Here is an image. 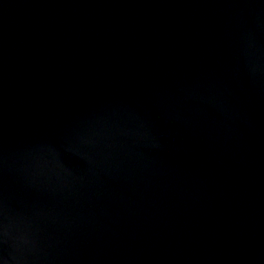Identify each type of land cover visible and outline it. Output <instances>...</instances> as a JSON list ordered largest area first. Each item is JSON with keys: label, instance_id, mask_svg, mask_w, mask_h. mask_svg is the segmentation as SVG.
<instances>
[{"label": "water", "instance_id": "1", "mask_svg": "<svg viewBox=\"0 0 264 264\" xmlns=\"http://www.w3.org/2000/svg\"><path fill=\"white\" fill-rule=\"evenodd\" d=\"M0 264H264V0H0Z\"/></svg>", "mask_w": 264, "mask_h": 264}]
</instances>
